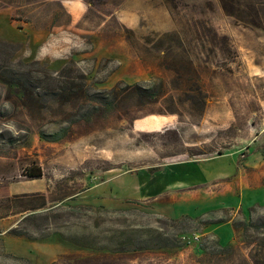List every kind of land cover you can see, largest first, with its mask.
Returning <instances> with one entry per match:
<instances>
[{
	"label": "rangeland",
	"instance_id": "1",
	"mask_svg": "<svg viewBox=\"0 0 264 264\" xmlns=\"http://www.w3.org/2000/svg\"><path fill=\"white\" fill-rule=\"evenodd\" d=\"M82 1L72 21L60 0H0V32L27 34L14 62L65 68L83 98L0 89V264H264V0ZM222 157L242 178L223 206L162 191L171 165Z\"/></svg>",
	"mask_w": 264,
	"mask_h": 264
},
{
	"label": "crops",
	"instance_id": "2",
	"mask_svg": "<svg viewBox=\"0 0 264 264\" xmlns=\"http://www.w3.org/2000/svg\"><path fill=\"white\" fill-rule=\"evenodd\" d=\"M62 6L66 10V12L71 17L72 21H77L81 17L85 15L87 12V5L82 0H60ZM0 14V19L1 18ZM10 25H14L10 21ZM25 29L17 28L11 31L10 35H4L0 32V39L7 41L13 44H22L27 41V34H21ZM30 33V32H29ZM38 38L45 36L41 32H37L33 34ZM4 36H9L4 37ZM18 37V40L10 39L11 37ZM262 132H258L257 134H261ZM220 161V160H219ZM215 159L209 160L206 163L200 164H184V163H175L172 166V174L170 181H164L162 187V191L171 190L173 192L184 191L189 188H200L205 187L209 190V192L204 195H198L194 200L201 201L204 203H212V205H218L216 207L223 206V182H226L229 178H233L235 176V184H236V193H238V188H242V184L240 183V170L237 167L236 158L231 157L226 160V167H223V157L222 162H219ZM167 165L161 171L166 170ZM169 171V170H168ZM177 173V175L175 174ZM240 183V184H239ZM139 201V200H138ZM238 204V203H237Z\"/></svg>",
	"mask_w": 264,
	"mask_h": 264
},
{
	"label": "trees",
	"instance_id": "3",
	"mask_svg": "<svg viewBox=\"0 0 264 264\" xmlns=\"http://www.w3.org/2000/svg\"><path fill=\"white\" fill-rule=\"evenodd\" d=\"M0 89H6L7 91H12L14 95H12L9 100L13 99L16 101L23 102L25 107H28L29 103L33 100L37 101L39 97L45 96L44 93L37 92L38 89L46 90L49 84L54 83L57 87L52 92H49V97L52 101L61 103L63 99H69L74 101L77 98H80V101L83 100L81 96H77L73 93L74 87H62L63 81L60 79V74L65 72V68L59 72L55 73L57 77L49 76V71L47 68L43 67L39 62L33 61L31 63H16L14 62V54L16 48L11 43H0ZM19 66L23 68H38L41 69L42 76H38L35 73H31L29 71H23ZM53 75V74H52ZM82 87V85H81ZM136 89L141 92V96L153 98L156 96L155 92L151 88H141L135 86ZM92 100V98H86V101ZM106 101V100H105ZM111 104L106 101L105 105ZM34 177H40L41 174H32ZM186 219H189L186 217Z\"/></svg>",
	"mask_w": 264,
	"mask_h": 264
},
{
	"label": "built area",
	"instance_id": "4",
	"mask_svg": "<svg viewBox=\"0 0 264 264\" xmlns=\"http://www.w3.org/2000/svg\"><path fill=\"white\" fill-rule=\"evenodd\" d=\"M199 238V235H193L191 238H187L185 236L182 237V241L190 243L191 241H197Z\"/></svg>",
	"mask_w": 264,
	"mask_h": 264
}]
</instances>
